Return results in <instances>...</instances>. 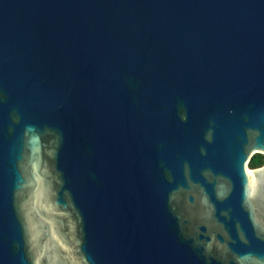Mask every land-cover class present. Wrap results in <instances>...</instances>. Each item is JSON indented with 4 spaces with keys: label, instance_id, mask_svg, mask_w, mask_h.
I'll list each match as a JSON object with an SVG mask.
<instances>
[{
    "label": "water",
    "instance_id": "obj_1",
    "mask_svg": "<svg viewBox=\"0 0 264 264\" xmlns=\"http://www.w3.org/2000/svg\"><path fill=\"white\" fill-rule=\"evenodd\" d=\"M261 154L264 0H0V264H264Z\"/></svg>",
    "mask_w": 264,
    "mask_h": 264
},
{
    "label": "trees",
    "instance_id": "obj_2",
    "mask_svg": "<svg viewBox=\"0 0 264 264\" xmlns=\"http://www.w3.org/2000/svg\"><path fill=\"white\" fill-rule=\"evenodd\" d=\"M262 162H264V155L263 154H261V158H259V159L257 158V156H255L252 160L251 166L254 167L256 164L262 163Z\"/></svg>",
    "mask_w": 264,
    "mask_h": 264
}]
</instances>
